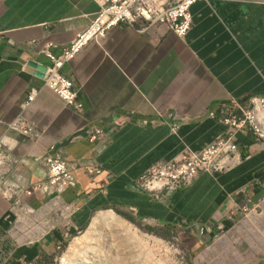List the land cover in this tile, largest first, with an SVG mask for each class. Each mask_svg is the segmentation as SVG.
Segmentation results:
<instances>
[{"label": "crops", "instance_id": "1", "mask_svg": "<svg viewBox=\"0 0 264 264\" xmlns=\"http://www.w3.org/2000/svg\"><path fill=\"white\" fill-rule=\"evenodd\" d=\"M98 9L95 0H0V139L16 119L41 131L37 139L4 137L11 162L1 185L44 179L52 146L71 164L92 159L103 169L91 177L74 165V185L53 197L11 202L0 189V264H36L104 208L136 209L186 228L203 247L199 254L210 248L204 257H218L224 245L228 264H264V141L253 132L236 134L237 160L224 172H203L161 199L135 185L153 163L226 134L228 126L210 114L222 104L264 95V0L198 1L185 38L166 24L111 28L62 69L84 103L81 113L27 64L50 65L43 50L60 54ZM33 88L39 92L24 106ZM144 118L158 121L144 127ZM94 126L107 131L106 146L89 140Z\"/></svg>", "mask_w": 264, "mask_h": 264}, {"label": "built area", "instance_id": "2", "mask_svg": "<svg viewBox=\"0 0 264 264\" xmlns=\"http://www.w3.org/2000/svg\"><path fill=\"white\" fill-rule=\"evenodd\" d=\"M99 9L88 27L79 31L66 45L60 54L45 48L43 51L51 60V64L43 76L44 86L50 88L67 107L77 112L84 111V103L79 97L72 78L66 76L62 69L91 41H99L105 37L108 30L125 23L137 26L146 31L156 24H166L180 38H185L193 26L191 7L198 1L209 0H95ZM39 90L31 89L24 106L29 105L37 96ZM212 117L228 126L226 134L219 136L214 142L199 151L187 148L171 160H160L153 163L136 180V187L147 191L155 198L171 193L178 188L191 185L203 172L212 174L226 171L237 159L238 146L235 141L240 131H251L256 137L264 141V95H254L247 99L231 98L228 103L221 105L219 112H211ZM173 118V114L168 115ZM155 119H140L139 124L148 127L157 123ZM178 124H173L175 131ZM8 132H17L33 138H39L41 131L35 127L25 125L16 119L8 125L6 133L0 139V159L11 162L9 152L11 144L4 137H11ZM88 138L93 143L106 146L107 131L103 127L94 126L89 130ZM52 146L43 160L48 166V174L31 186L21 182L6 181L3 189L8 199L20 201L23 195L33 196L37 193L53 197L62 195L74 185L72 170L75 166L83 168L86 173L95 177L103 171L102 166L92 159L71 164L58 154ZM80 164V165H79Z\"/></svg>", "mask_w": 264, "mask_h": 264}, {"label": "rangeland", "instance_id": "3", "mask_svg": "<svg viewBox=\"0 0 264 264\" xmlns=\"http://www.w3.org/2000/svg\"><path fill=\"white\" fill-rule=\"evenodd\" d=\"M7 168V161L0 159L2 191L5 186L1 185V176ZM108 210L114 211L111 215L125 229L108 223L94 226V220ZM191 232L181 226L155 223L136 209L104 208L94 213L84 229L70 231L52 254L43 255L36 264H197L200 257L199 264H228L224 245L219 248L218 257H204L210 248L199 254L203 247L197 249V238Z\"/></svg>", "mask_w": 264, "mask_h": 264}, {"label": "bare ground", "instance_id": "4", "mask_svg": "<svg viewBox=\"0 0 264 264\" xmlns=\"http://www.w3.org/2000/svg\"><path fill=\"white\" fill-rule=\"evenodd\" d=\"M113 212L109 211L108 213H104L100 215L98 218L94 220V226H98V224L101 225V223H108L109 226L115 227L119 230L125 229V226L118 220L111 215ZM93 226V227H94ZM79 242H77L78 244ZM76 244V242L73 243V245ZM73 248V247H72Z\"/></svg>", "mask_w": 264, "mask_h": 264}, {"label": "water", "instance_id": "5", "mask_svg": "<svg viewBox=\"0 0 264 264\" xmlns=\"http://www.w3.org/2000/svg\"><path fill=\"white\" fill-rule=\"evenodd\" d=\"M35 66H38L39 69L42 71V73L45 72L47 69V65L37 63L34 60H30L28 61V64H27V71H32Z\"/></svg>", "mask_w": 264, "mask_h": 264}, {"label": "trees", "instance_id": "6", "mask_svg": "<svg viewBox=\"0 0 264 264\" xmlns=\"http://www.w3.org/2000/svg\"><path fill=\"white\" fill-rule=\"evenodd\" d=\"M74 232V231H73Z\"/></svg>", "mask_w": 264, "mask_h": 264}]
</instances>
